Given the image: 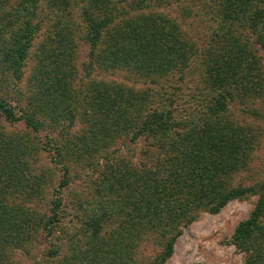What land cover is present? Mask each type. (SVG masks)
Returning a JSON list of instances; mask_svg holds the SVG:
<instances>
[{
	"label": "trees",
	"instance_id": "trees-1",
	"mask_svg": "<svg viewBox=\"0 0 264 264\" xmlns=\"http://www.w3.org/2000/svg\"><path fill=\"white\" fill-rule=\"evenodd\" d=\"M32 61V78H44L12 104L9 86ZM59 107L69 126L85 115L87 151ZM0 114V264H21L43 239L48 259L68 264H140L152 240L161 249L149 264H164L200 211L250 195L257 204L234 237L247 264H264V177L237 181L264 134V0H0ZM47 129L58 140L38 142Z\"/></svg>",
	"mask_w": 264,
	"mask_h": 264
},
{
	"label": "rangeland",
	"instance_id": "rangeland-1",
	"mask_svg": "<svg viewBox=\"0 0 264 264\" xmlns=\"http://www.w3.org/2000/svg\"><path fill=\"white\" fill-rule=\"evenodd\" d=\"M43 9H45V7ZM50 14L51 15L49 17L53 19V16H55L54 13L51 12ZM43 37L44 36H40L37 39L38 45L40 43L41 44L43 43ZM53 39H55V37L50 38V40ZM47 43L48 42H46V44ZM78 44L79 46L76 48L77 60L75 61V70L77 71V75L79 77L80 75L84 74L85 63H87L86 59L89 50L87 45L82 40L78 41ZM55 46L58 45L53 43L50 49L56 50ZM32 62L34 63H30L27 76L24 78V82H22L19 85L18 90L17 88L15 89L12 86L10 88L9 86L10 91L8 92L7 96L12 104L18 105L17 101H19L21 105L25 104L27 100V96L30 94V92L35 91L36 93L37 87H39L40 79L44 78L39 76L38 77L39 79L38 78L35 79V75L32 78L33 74L32 72H30L32 69L31 64L32 66H34L36 61H32ZM53 64H56V61L55 63L53 62L50 63L49 65H52L51 67H53ZM32 70L33 72L35 71L34 68ZM95 75H103V79L105 76V74L100 72L99 70L95 72ZM77 89L80 88L77 87ZM75 93L76 92H74V94ZM61 107H59V109L57 110V114L59 115L57 119L61 118V120H59L61 121V125H62L61 127L68 129L70 131L69 132L70 138H72L74 141L72 143L77 145L78 150L82 152L87 151L86 146L92 145V142H90V140L91 137L95 135V132L92 131L91 128L88 127V125H86L85 115H84V119L82 117V120H80V122H78L75 127L69 126L70 118L66 117L65 113L63 112L64 110H62ZM86 119H87V115H86ZM4 125H5L4 118L0 114V127ZM262 128H263L262 130H264V125ZM15 130L18 131L19 133L23 132L25 130L24 125L23 124L15 125ZM52 131H53L52 129H47L42 133H39L36 136L37 141L42 143L49 141L48 138L51 135H55V134H51ZM74 133L83 135L84 142L78 144L76 141V137L74 136ZM66 137L69 138V136H65L64 138ZM54 139L58 140L57 135H55ZM143 144L144 142L138 143L137 145L132 146L130 149H133V153H135V155H138V151L141 150V148L143 149ZM46 145L49 144L46 143ZM260 149L261 151L259 150L258 153H256L257 158L252 164L251 167L252 169L247 173L245 172L241 174L240 175L241 177L238 176L237 181L243 182L246 185L251 184L249 180H245L251 177V173H254L255 175L261 174V176L264 177V134L262 135V145ZM41 156L43 160L48 163V161L51 162V160L54 158V152L52 153L46 152ZM68 156L70 157L71 160L73 161L76 160V158L70 152H68ZM52 161H53V165H55L54 163L58 162L59 158L55 157ZM74 168L76 167L74 166ZM56 169L53 170V176L55 175L54 181L58 179L57 177H59L61 172L59 171L58 168ZM84 174H85L84 171L78 172L77 170L72 174V178L74 179L73 182L79 185L77 186L78 189H81L80 188L81 186L83 189L86 187L84 185L85 184L84 181L88 179L86 178L83 179ZM49 200L50 199L47 196L40 201V204H42L41 213L44 214L45 211L48 209ZM257 201H258L257 195H250L244 198L230 201L217 214H211L204 210L200 211L197 214L195 221L191 225L183 229L182 236L175 243L173 255L167 261H165L164 264H247L249 250L248 248L243 247V245H239L235 241L234 236L238 226L243 222H245L246 220H248L251 214L253 213ZM75 223L78 224L79 222L76 221ZM145 243H147L146 244L147 250L141 257L140 264H149L150 262H152L156 253L161 249V246L156 244L155 241L151 240ZM49 244L50 243L45 239L42 240V243L39 242L33 244V249L31 250V252L28 254L27 252L24 251V253L18 255V260L21 262V264H35V262H38L40 264H49V263L68 264L65 263L64 255H61L59 258H56L54 260L48 259L47 253L49 249H51L52 247V245ZM67 254L68 253H66V255ZM70 257L71 255L67 256V259H70Z\"/></svg>",
	"mask_w": 264,
	"mask_h": 264
}]
</instances>
